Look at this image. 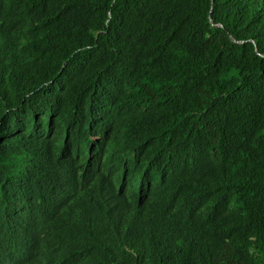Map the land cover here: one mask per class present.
Instances as JSON below:
<instances>
[{
  "label": "trees",
  "instance_id": "trees-1",
  "mask_svg": "<svg viewBox=\"0 0 264 264\" xmlns=\"http://www.w3.org/2000/svg\"><path fill=\"white\" fill-rule=\"evenodd\" d=\"M0 264H264V0H0Z\"/></svg>",
  "mask_w": 264,
  "mask_h": 264
}]
</instances>
